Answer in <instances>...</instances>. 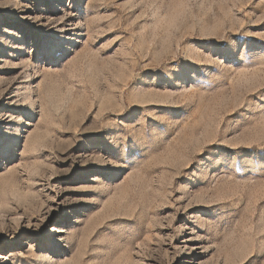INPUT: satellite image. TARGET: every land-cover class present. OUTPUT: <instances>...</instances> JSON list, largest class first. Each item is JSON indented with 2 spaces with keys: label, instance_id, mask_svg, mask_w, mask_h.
<instances>
[{
  "label": "rangeland",
  "instance_id": "374dc122",
  "mask_svg": "<svg viewBox=\"0 0 264 264\" xmlns=\"http://www.w3.org/2000/svg\"><path fill=\"white\" fill-rule=\"evenodd\" d=\"M0 264H264V0H0Z\"/></svg>",
  "mask_w": 264,
  "mask_h": 264
}]
</instances>
